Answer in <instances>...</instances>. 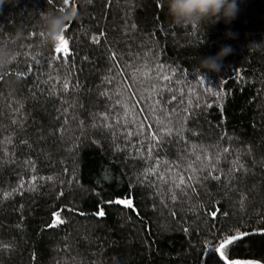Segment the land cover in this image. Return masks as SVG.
Returning <instances> with one entry per match:
<instances>
[{"label":"trees","instance_id":"obj_1","mask_svg":"<svg viewBox=\"0 0 264 264\" xmlns=\"http://www.w3.org/2000/svg\"><path fill=\"white\" fill-rule=\"evenodd\" d=\"M244 260L264 0H0V264Z\"/></svg>","mask_w":264,"mask_h":264},{"label":"water","instance_id":"obj_2","mask_svg":"<svg viewBox=\"0 0 264 264\" xmlns=\"http://www.w3.org/2000/svg\"><path fill=\"white\" fill-rule=\"evenodd\" d=\"M120 203H121V205H125V204H127L128 203V205L129 204H131V200H128V201H124V200H122V201H119ZM234 239H237V238H231V239H229V241H226L225 243H228V242H230V241H232V240H234ZM218 252L220 253V248L218 249ZM243 263H257V264H261V263H259L258 261H255V260H244V261H242Z\"/></svg>","mask_w":264,"mask_h":264},{"label":"rangeland","instance_id":"obj_3","mask_svg":"<svg viewBox=\"0 0 264 264\" xmlns=\"http://www.w3.org/2000/svg\"><path fill=\"white\" fill-rule=\"evenodd\" d=\"M58 39H59V43H60V47L65 50L67 48V43L64 39H62L61 36H58Z\"/></svg>","mask_w":264,"mask_h":264}]
</instances>
